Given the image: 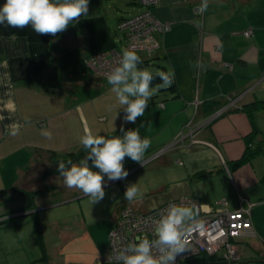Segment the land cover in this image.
Segmentation results:
<instances>
[{"label":"crops","instance_id":"crops-1","mask_svg":"<svg viewBox=\"0 0 264 264\" xmlns=\"http://www.w3.org/2000/svg\"><path fill=\"white\" fill-rule=\"evenodd\" d=\"M202 2V14L195 15L193 8ZM138 7L136 11L140 9ZM153 12L161 20H173V23L167 31L155 34L160 47L150 57L174 73L179 93L171 97L166 90L154 91L145 114L137 117L134 123L123 119L122 109H117L116 114L115 95L106 79L84 84L75 94L60 91L57 57L68 48V45L64 47L62 32L54 37L36 33L30 26L0 25V190L29 182L26 175L36 164L37 149L55 152L56 159L65 158L68 152L75 154L76 161L84 156L79 137L85 129L111 136L122 134V128L139 127L140 135L150 137L152 141L143 162L172 145L152 168L159 170L162 178H174L175 183L183 178L191 180L194 172L204 170L202 167L197 169L199 165L188 164L179 168L171 161L177 153L191 154L194 145L190 144V128L195 129L196 138L214 145L209 149L219 161L240 156L233 154L236 149L244 148L242 136L252 129V125L243 112L235 109L243 103L264 99V0H158ZM73 25L75 33L66 37L79 45L85 57L116 44L115 31L97 10L81 16ZM72 26L66 29L72 31ZM246 29H251L250 36L244 34ZM51 58L53 67L49 66ZM206 100L216 103L208 107L203 105ZM225 106L228 107L226 110ZM222 108L225 112L216 115ZM229 112L231 116L227 115ZM225 114L228 119H220ZM15 125H19V131L13 135L10 130ZM254 125L264 133V110L255 112ZM42 129L51 130L52 135L43 136ZM232 140H238L236 145H228ZM256 157L250 161L252 170L247 176L241 171L224 169V163L220 167L222 170L207 175L221 172L227 184L222 193L230 198L232 191L235 192L237 202L233 208L227 205L225 197L222 198L227 209L236 210L245 206L246 201L254 203L252 238L263 235L259 224L264 219V188L260 183L264 157ZM139 164L128 157L124 161L128 172L145 165ZM177 164L182 165V162ZM51 177L54 179L49 184ZM204 177L195 180L200 183ZM61 182L60 175L45 176L41 185L46 188L35 193L33 208L22 212L19 208L27 203L24 195L12 190V194L0 193V196H20L8 205L14 218L35 212L41 224L47 221L51 224L53 219L58 220L60 212L66 216L83 215L78 201L87 195L78 188L61 187ZM109 184L106 182L104 187ZM29 186L30 183L26 190H34L35 186L30 189ZM204 186L209 187H180L156 205L190 195L199 201L204 212L224 209L217 203L218 194L203 197L201 187ZM51 196L60 197L61 202L49 203ZM211 200H214L213 204H210ZM55 206L62 207L50 217L45 218L44 212L39 213Z\"/></svg>","mask_w":264,"mask_h":264},{"label":"rangeland","instance_id":"rangeland-1","mask_svg":"<svg viewBox=\"0 0 264 264\" xmlns=\"http://www.w3.org/2000/svg\"><path fill=\"white\" fill-rule=\"evenodd\" d=\"M158 0L155 1L150 7H154ZM137 4L139 7L138 11ZM197 7V8H196ZM89 13L94 12V10L99 12L101 14V17L105 18V20L108 22L110 28L115 31L114 37H115V46L118 50L122 52L124 49V41L122 34L118 30V17H132L134 15H137L145 10V6L143 3L138 2L137 0H89ZM197 11H196V9ZM204 10V2L201 3V5H196L193 8V12L195 15H201ZM124 15V16H123ZM157 19V16H155ZM118 19V20H117ZM161 20V19H160ZM167 23H170V27L172 26L173 20H161ZM69 26H72L70 24ZM68 26V27H69ZM71 30L66 29L65 31H62V39L64 40V47L68 45V48H64L66 51L67 49L74 47L77 45L74 41H70L68 37H66L68 34L73 35L75 33L74 25L71 27ZM247 30V29H246ZM80 32V31H79ZM162 33V32H160ZM251 33H248L246 36H250ZM70 41V42H69ZM63 42V41H62ZM62 45V44H61ZM114 46V47H115ZM111 48V47H109ZM108 48V49H109ZM105 49V50H108ZM60 50V49H59ZM100 50L97 52H94L92 54H89L86 56L87 58H95L97 59L98 53L105 51ZM63 51V50H62ZM138 54L142 57L151 58V54L148 52H138ZM54 61V60H53ZM53 61L52 58L49 61V66L53 67ZM97 60L95 61L96 64ZM158 61L151 58L149 60V63L145 66L146 69L150 71H156V63ZM160 63V62H158ZM94 64V65H95ZM57 67V66H56ZM93 68V73L95 76L106 79L107 76L104 75L105 71L101 69H95ZM58 76V75H57ZM81 87V86H80ZM159 91H161L160 86H152ZM159 91L157 93H159ZM225 110L228 107H224ZM224 108L218 110V114H221L224 112ZM230 114L227 113V115ZM231 116V114H230ZM220 119H228V117L225 116L221 117ZM261 119L258 118V121ZM190 144L194 145L192 149V152L190 155L186 153H177L174 156L171 157V161L175 163L174 165L180 167H184L188 165H199L197 166V169L204 168V170L200 171H207L212 170L215 168H220L223 166V163L225 161H219L214 153H212L209 149V146L214 147L210 142H207L205 140H200L195 137V133L193 132L195 129L190 128ZM236 142L238 140H232L228 143V145H236ZM241 142V141H239ZM172 145L167 146L164 149L159 150L158 152L152 154L149 156L141 167L134 168L132 171L128 172V176L124 179H118L113 181H106L109 182V185H106L105 188V195L102 200H99L97 202H93L91 204L90 198L88 196L81 197L78 201V207L83 215L80 216H66L65 214H62L60 212V209L62 206H55L49 209L41 210L39 213H43V217H50L54 215L55 213H58V220L53 219L51 221V224H48L47 222H44V224H41L40 217H37L38 224L40 226L41 230V237L43 241V253L38 245L37 242V235L35 231V221L31 215H24L20 216L16 219V223L18 224V227L16 226H6V227H0V264H29L32 262V264H98L100 260H111V251L109 249L110 247V237L109 232L115 227L121 211L125 207H131L138 213H148L149 211H152V209L155 207V205L162 201L165 197H167L170 194H173L175 190H177L180 187H189L197 188L198 186L208 185L201 187L203 188V197H208L215 194L219 195V200L221 201L222 198H226L227 205L230 208H233L236 206L237 198L235 196V192L232 191L231 197L228 198L227 195L223 194L222 191L225 190V186L227 185L224 182L222 173H217L215 175L204 177L203 180L199 183L194 178H192L194 172L191 175L190 179H181L179 182L175 183L174 178L172 177H166L162 178L160 176L159 170L155 169L153 170V166L158 160L159 156H161L163 153L167 151V149L172 148ZM243 149V147H242ZM242 149L239 151L236 149L235 154L233 155H241ZM262 149L264 152V143L262 144ZM38 150V149H37ZM36 150V152H37ZM189 150V151H190ZM188 151V152H189ZM259 153L256 155L258 157H264V153ZM38 153V152H37ZM237 153V154H236ZM40 158L36 160V164L32 166L29 170L30 173H28L26 176L29 177V182L25 183L28 187V183H30L31 186H29V189L33 186L38 187L42 186V180L44 177L42 176L43 168L45 167L47 162H49V158L45 155V152L41 154ZM36 156V155H35ZM236 157V156H235ZM262 157V158H263ZM252 160V159H251ZM182 162V165H178L177 163ZM142 164V163H141ZM139 164V166L141 165ZM258 165H261V163H258ZM152 168V169H151ZM224 169H228L227 167H224ZM250 162H247L245 165H241L237 168L232 169L236 171H241L243 174L247 176V173L250 174ZM155 171V173H154ZM24 177V176H23ZM54 178H50L48 180L49 184L53 182ZM41 181V182H40ZM40 182V183H39ZM130 182H136L140 185L142 190V198L128 201L124 199V190L128 183ZM203 184V185H199ZM63 181L60 183L61 187L63 186ZM26 186L23 189H27ZM190 187V188H191ZM223 189V190H222ZM196 190V189H195ZM8 193L12 194V190H10ZM16 195V194H14ZM20 196H11L9 194L1 195L0 196V214H6V216L9 219H13L14 217L11 216L9 212L8 205L13 204ZM190 198L195 199V197L190 195H182L178 196L177 198ZM240 196H238L239 198ZM60 197L58 196H51L49 199V203H54L53 201H58L57 203L61 202L59 201ZM173 199V200H174ZM204 199V198H203ZM241 199V197H240ZM172 201V200H171ZM214 200H211L210 204H213ZM263 201H261L262 203ZM165 203V202H163ZM163 203L159 204L162 205ZM53 205V204H52ZM154 206V207H153ZM157 206V205H156ZM139 207H146L148 209H140ZM22 212V210H19ZM112 216L113 220L110 221L109 226V217ZM82 218V221H81ZM148 220V219H147ZM252 221V216H251ZM11 222V221H10ZM83 222V223H82ZM86 222V224H85ZM113 223V224H112ZM92 226H89L91 225ZM259 227L261 228V234H257L256 237L251 236H244L240 240H236L235 244L237 246L238 251L241 253V256L244 258L251 257V259L255 260H264V219L259 224ZM142 228V229H141ZM144 228L140 227L139 231H142ZM92 231V232H91ZM263 231V232H262ZM93 233V234H92ZM257 238L259 240H257ZM42 255H44V258H42ZM261 258V259H260ZM211 259V258H210Z\"/></svg>","mask_w":264,"mask_h":264},{"label":"clouds","instance_id":"clouds-1","mask_svg":"<svg viewBox=\"0 0 264 264\" xmlns=\"http://www.w3.org/2000/svg\"><path fill=\"white\" fill-rule=\"evenodd\" d=\"M89 0H3L0 3V25L15 28L30 26L36 33L56 34L64 31L81 16L89 13ZM142 58L133 48H124L116 66L107 73V82L115 95L117 109L123 110L125 121L135 122L145 114L149 98L154 94L152 81L160 78V87H170L174 73L152 72L138 67ZM2 118V117H0ZM11 134L19 131V125L11 128ZM122 134L105 136L85 129L79 137L85 155L77 161L59 159L56 169L68 188H78L90 198L91 204L102 200L106 181L124 179L128 169L125 158L143 164L150 137L141 136L139 127L121 129ZM43 136L50 137L51 130L42 129ZM128 201L142 198L138 183L130 182L124 190ZM197 216L194 205L170 203L153 222V235L127 241L114 250V264H176V257L191 249L187 234ZM3 214L0 220L6 219Z\"/></svg>","mask_w":264,"mask_h":264},{"label":"built area","instance_id":"built-area-1","mask_svg":"<svg viewBox=\"0 0 264 264\" xmlns=\"http://www.w3.org/2000/svg\"><path fill=\"white\" fill-rule=\"evenodd\" d=\"M137 1L144 4L145 10L132 17L119 19L118 30L122 34L124 48H133L137 52L151 54L159 47L155 34L167 31L171 24L155 17L150 6L156 0ZM248 33L252 34L251 29L244 31L245 35ZM121 54L117 47H111L98 53L97 59L89 57L88 64L91 68H102L105 71L104 75L107 76V73L119 62ZM239 200L243 202L240 197ZM170 203L194 205L197 209V216L186 237L191 249L179 254L176 257V264H262L258 260L242 257L235 244L237 239L253 235L251 210L254 203L246 201L245 206L241 205L236 210H229L225 207L224 199L217 202L222 204L224 209L207 212L202 211L196 198L183 197L163 203L148 213H138L130 206L125 207L115 227L109 232L111 256L115 249L122 247L127 241L146 235L151 237L154 220ZM140 227L144 229L139 231ZM98 264H114V262L112 259L100 260Z\"/></svg>","mask_w":264,"mask_h":264},{"label":"trees","instance_id":"trees-1","mask_svg":"<svg viewBox=\"0 0 264 264\" xmlns=\"http://www.w3.org/2000/svg\"><path fill=\"white\" fill-rule=\"evenodd\" d=\"M120 19V18H118ZM115 46V45H114ZM112 46V47H114ZM124 46V45H123ZM116 47V46H115ZM160 47V45H159ZM158 47V48H159ZM157 48V49H158ZM156 49V50H157ZM142 64H138V67L145 68V66L149 63V60L151 58L142 57ZM88 59L82 54L81 48L79 45H76L74 47H71L67 49L66 51L61 52L57 57V66H58V76H59V89L60 91L64 93L69 94H75L80 86L87 84V83H94L98 82L101 78L95 76V74L92 71V68L88 64ZM156 71L152 72H158V71H167L163 65L160 63H156ZM152 86H160V78L156 76L154 80L152 81ZM161 90H166L170 93L171 97H175L178 95L179 91L176 86V82L174 80L173 84L170 87H161ZM216 102L211 100H206L203 105L208 107H213L212 104ZM212 105V106H211ZM235 110H240L243 112L250 124L252 125V129L242 136L243 142H244V148L241 153V155L235 159H231L228 161H225L224 167H227L228 169H234L241 165L246 164L247 162H250L252 158H254L259 153L263 152L262 144L264 143V133L261 132L255 125H254V114L255 112L259 110H264V99H256L250 102L243 103L239 107H237ZM225 112V111H224ZM38 153H36V160L42 156L41 154L45 152V155L47 158H49V162L44 165L42 176H49V175H59L56 169V162L59 159L55 158V152L50 150H37ZM264 153V152H263ZM40 155V156H38ZM71 158L73 161H76L75 154L73 152H68L66 154V157L63 159H69ZM30 169H28L27 172H29ZM222 170V168H216L213 170H207V171H198L195 174H193L192 178L198 179L201 177H204L206 175H210L214 172H218ZM26 172V173H27ZM260 183L262 184L264 188V172L262 176L260 177ZM25 187L24 183L18 184V186H10L8 188L0 190V193H6L10 190L17 191L24 195L27 199V203L19 208V210H27L33 208V199L34 196H36V192H41L42 189L46 188V186H38L35 187L34 190H26L23 189ZM170 201V200H169ZM168 202V201H166ZM165 202V203H166ZM159 205L155 206L154 208L158 207ZM13 211V210H12ZM17 211V210H16ZM7 214V213H6ZM3 214V215H6ZM30 215L33 217L35 221V231L37 235V242L38 245L43 253L44 247H43V241L41 237V230L39 226V222L37 220V214L35 212H31ZM16 218H13L12 220L9 218L0 220V227L5 226H17L16 221L14 220ZM11 221V222H10ZM42 258H44V255H42ZM251 258V257H249ZM255 260V259H253ZM258 262L264 264V260H258ZM29 264H32L29 263Z\"/></svg>","mask_w":264,"mask_h":264},{"label":"water","instance_id":"water-1","mask_svg":"<svg viewBox=\"0 0 264 264\" xmlns=\"http://www.w3.org/2000/svg\"><path fill=\"white\" fill-rule=\"evenodd\" d=\"M0 3H3V0H0Z\"/></svg>","mask_w":264,"mask_h":264},{"label":"bare ground","instance_id":"bare-ground-1","mask_svg":"<svg viewBox=\"0 0 264 264\" xmlns=\"http://www.w3.org/2000/svg\"><path fill=\"white\" fill-rule=\"evenodd\" d=\"M199 202V201H198ZM200 204V203H199ZM237 238H239V237H237ZM242 238V237H241Z\"/></svg>","mask_w":264,"mask_h":264}]
</instances>
